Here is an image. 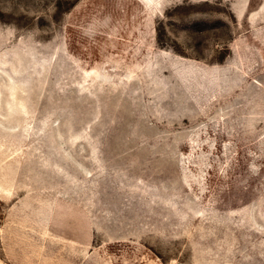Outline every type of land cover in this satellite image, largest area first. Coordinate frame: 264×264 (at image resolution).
<instances>
[{
	"label": "rangeland",
	"instance_id": "rangeland-1",
	"mask_svg": "<svg viewBox=\"0 0 264 264\" xmlns=\"http://www.w3.org/2000/svg\"><path fill=\"white\" fill-rule=\"evenodd\" d=\"M0 264H264V0H0Z\"/></svg>",
	"mask_w": 264,
	"mask_h": 264
}]
</instances>
